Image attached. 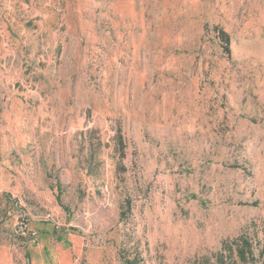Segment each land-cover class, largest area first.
Segmentation results:
<instances>
[{
    "label": "rangeland",
    "instance_id": "obj_1",
    "mask_svg": "<svg viewBox=\"0 0 264 264\" xmlns=\"http://www.w3.org/2000/svg\"><path fill=\"white\" fill-rule=\"evenodd\" d=\"M243 240L264 264V0H0V264Z\"/></svg>",
    "mask_w": 264,
    "mask_h": 264
},
{
    "label": "trees",
    "instance_id": "obj_2",
    "mask_svg": "<svg viewBox=\"0 0 264 264\" xmlns=\"http://www.w3.org/2000/svg\"><path fill=\"white\" fill-rule=\"evenodd\" d=\"M217 37L223 43V47L227 53H229V35L221 28H215ZM237 256L239 260L245 264H254L256 258L253 254V246L248 241L243 240V244L237 248ZM227 252V255H226ZM232 253V248L226 242H222L221 250L217 254L218 264H223L224 258L228 257ZM261 256V253H260ZM249 259V260H248ZM250 261V262H249ZM263 264V263H262Z\"/></svg>",
    "mask_w": 264,
    "mask_h": 264
}]
</instances>
